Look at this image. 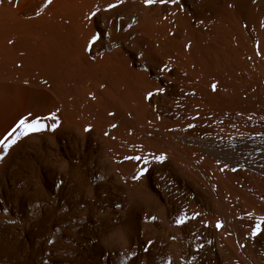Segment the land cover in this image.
<instances>
[{"label":"bare ground","instance_id":"obj_1","mask_svg":"<svg viewBox=\"0 0 264 264\" xmlns=\"http://www.w3.org/2000/svg\"><path fill=\"white\" fill-rule=\"evenodd\" d=\"M21 117L0 264H264V0H0V138Z\"/></svg>","mask_w":264,"mask_h":264},{"label":"snow or ice","instance_id":"obj_2","mask_svg":"<svg viewBox=\"0 0 264 264\" xmlns=\"http://www.w3.org/2000/svg\"><path fill=\"white\" fill-rule=\"evenodd\" d=\"M47 2L50 4L52 2V0H47ZM118 2H123V0H118ZM144 2L148 5L154 4L156 2L159 3H165L166 0H144ZM173 3L176 2V0H172ZM117 5L116 4H109L108 8H115ZM99 11V9L96 10V12L92 13V16H95L96 13ZM97 39H99L98 36H93L92 37V41H90V45L91 43L95 42ZM9 43H11V41H9ZM216 85L213 84L212 88L213 90H216ZM158 91L163 92V89H159ZM153 95V93L149 92L147 94L148 97H151ZM50 119H55V114H51V116L49 117ZM46 127V125L44 123L41 122V118L40 117H36L34 119L31 120V122H28V117H21L18 122L15 124V126L7 133V135H5L3 138H0V149H2V152H0V159H3L4 155H6L9 151V149L16 144V142L22 137V136H27L30 133H35V132H40L42 130H44ZM52 129L54 130L57 125L55 123H53L51 125ZM113 127H115V125H113ZM191 127V125H190ZM87 130V129H86ZM129 159H141L140 157H130ZM157 161L159 162H163L166 157L164 155H160L157 156L155 158ZM145 172H147V168H144L140 171V173H138V175L136 177H134L135 179H139L140 176H142ZM199 215V213H195L192 217H186V216H180L177 218L176 223L177 224H185L186 220L188 219H196V217ZM152 219H155V217H152ZM217 229H219L220 227H222L220 222H217L216 224ZM262 232H264V217H260L257 220V223L254 225V227L252 228V236L255 237L259 234H261ZM49 243H54V241H49ZM148 244L151 245L152 241H148ZM202 247V246H201ZM144 251L147 252L149 251L148 247L144 248Z\"/></svg>","mask_w":264,"mask_h":264}]
</instances>
